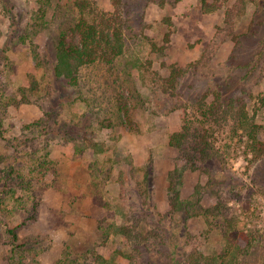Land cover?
Wrapping results in <instances>:
<instances>
[{
    "label": "rangeland",
    "instance_id": "rangeland-1",
    "mask_svg": "<svg viewBox=\"0 0 264 264\" xmlns=\"http://www.w3.org/2000/svg\"><path fill=\"white\" fill-rule=\"evenodd\" d=\"M86 1L123 16L127 48L114 61L83 67L71 84L55 74L56 47ZM208 1L223 7L207 13L203 0H0V183L12 167L27 175L48 159L53 168L37 214L21 189L6 194L0 264H133L120 253L114 226L137 222L156 235L133 251L138 264H179L197 248L223 254L232 245L212 237L204 216L217 204L216 190H224L238 230L257 246L247 262L264 264V159L248 153L233 117L224 108L206 122L214 159L204 169L193 170L170 143L187 124L205 120L202 108L221 90L245 98L264 140V0L235 19L234 34L228 9L236 0ZM30 75L37 95L11 106ZM176 171L183 172L179 211L170 188ZM98 185L106 209L94 203ZM103 222L109 239L99 231ZM18 226L14 244L8 231Z\"/></svg>",
    "mask_w": 264,
    "mask_h": 264
},
{
    "label": "trees",
    "instance_id": "trees-1",
    "mask_svg": "<svg viewBox=\"0 0 264 264\" xmlns=\"http://www.w3.org/2000/svg\"><path fill=\"white\" fill-rule=\"evenodd\" d=\"M253 1L236 0L234 7L228 9V25L233 34L236 32L235 19L241 17L240 14L245 12ZM79 7L82 12L81 19L75 25L61 32L56 47L55 74L59 78L67 79L71 84L78 82V77L83 67L99 61H114L122 56L127 48V24L122 15L107 13L89 1L83 2ZM222 7V4L203 0V9L207 13L215 12ZM34 57L35 61H38V55L35 54ZM35 84L36 78L30 75V80L25 85L20 86L19 90L22 94L21 100H14L15 102L11 103V106L18 107L23 104H29L31 102L29 93H32L31 96H33L37 95L38 92ZM214 96L215 101L211 108H202L204 110L203 117H205V120L199 121L198 126L195 125L196 122L184 126L182 131L175 133L171 137V145L179 150L193 170L198 171L208 167V164L214 159L212 154L213 146L209 140L211 139L210 134L207 131L205 132L204 126L212 118H221L224 115L223 109L225 108L226 110L224 109V112L230 114L236 122L238 129L245 133L249 148L248 153H251L255 159L263 160V126L257 121L256 117L250 115L245 98H241L238 94H226L222 90L214 94ZM206 99L202 107H206ZM35 164L34 167L31 165L30 173L28 172L27 175L23 174L21 172L22 170L19 172L12 167L2 176L0 184H3L7 190L4 188L1 189V211H8L5 200L8 191L12 193V197L14 198L16 196L15 191L21 189V191L27 193V198L24 201L28 205L27 210L34 215L38 213L43 196L51 188L50 184L46 181V176L50 171H53V168L48 159H45L43 162L36 161ZM179 178L180 181L183 180V172L179 173L176 171L171 174L170 188L174 197L173 210L178 211L180 207L183 208L184 206L182 193L179 189V185H182V183L179 181ZM145 181L149 187L152 186L150 172L146 173ZM93 196L94 203L97 206L104 209L109 206L104 198L101 186H97V191ZM216 197V206L207 210L204 214L210 227L209 233L212 237L220 239V241L227 240L232 246L223 254L207 253L201 248L193 249L185 254L179 264H236L239 261L238 256L244 257L240 264H249L245 257L250 253V248L256 250L257 246L251 240L246 239L245 235L238 230L234 212L229 208L228 203L230 200L226 198L227 195L224 193V190H216ZM20 227L22 226L10 228L8 231L14 244L19 240L18 229ZM114 227L116 233L122 235L123 239L122 244L119 246L120 253L124 255V258L127 257L129 261H134L133 264H138L133 255V251L141 252V247L146 243L148 244L151 239L150 236L156 235L149 232L145 226H141L139 222L135 225L125 224ZM138 227H141L142 230H139ZM100 228L101 235L109 239L111 226L105 227V223L103 222ZM235 241H238V245L236 246H238L237 253L239 255L237 256L231 250L232 247L234 248ZM17 248L20 249L22 247L19 245ZM127 249H130L132 254L127 253L126 256L125 252ZM8 264H13V262L8 260Z\"/></svg>",
    "mask_w": 264,
    "mask_h": 264
}]
</instances>
